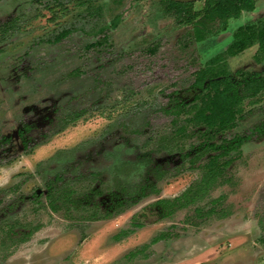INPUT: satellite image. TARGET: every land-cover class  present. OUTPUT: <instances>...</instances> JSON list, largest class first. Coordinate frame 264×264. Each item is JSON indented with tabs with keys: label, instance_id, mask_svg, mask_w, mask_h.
<instances>
[{
	"label": "rangeland",
	"instance_id": "1",
	"mask_svg": "<svg viewBox=\"0 0 264 264\" xmlns=\"http://www.w3.org/2000/svg\"><path fill=\"white\" fill-rule=\"evenodd\" d=\"M91 1L88 8L75 0H0V197L17 187L5 202L19 199L16 211L0 220V231L11 224L22 236L38 227L13 247L0 244V264H264V132H255L264 122V92L245 102L244 117L227 133L251 134L232 153L227 181L170 217L156 204L200 179L208 156L198 158L195 150L203 129L157 149L171 121L160 108L174 92L183 101L194 97L189 84L198 65L225 51L239 26L261 25L264 0L230 20L226 31L187 45L179 42L187 29L165 15L158 0ZM117 15L108 45L87 47ZM63 30H69L63 40L50 42ZM257 54L255 44L227 58L234 79L264 76V57L257 61ZM73 112L81 118L64 127L61 116ZM148 149H154L151 157H143ZM153 165L160 170L148 177ZM56 174L78 191L99 180L102 190L117 191L151 178L158 192L111 218L91 220L49 208L46 183ZM197 206H216L222 216H199ZM121 231L131 233L117 241ZM160 233L167 237L151 243Z\"/></svg>",
	"mask_w": 264,
	"mask_h": 264
},
{
	"label": "trees",
	"instance_id": "2",
	"mask_svg": "<svg viewBox=\"0 0 264 264\" xmlns=\"http://www.w3.org/2000/svg\"><path fill=\"white\" fill-rule=\"evenodd\" d=\"M79 5L90 7L91 0H75ZM145 1V0H137ZM165 15L172 17L176 24L185 27L184 38L179 42L187 45L189 42L200 43L208 36L226 31L229 21L238 19L244 12H252L256 8L257 0H197L192 2H178L173 0H158ZM202 3L197 8V3ZM120 21L117 15L110 23L98 29L100 38L87 47L100 50L109 42V31L116 28ZM69 34V30L58 33L50 42L59 43ZM258 45V54L255 59L260 61L258 55L264 57V22L261 25L248 22L239 26L232 35V40L225 51L216 54L206 61L192 74L189 89L196 91L190 101H183L174 92L168 96V103L160 108V111L171 117L169 133L158 139L157 149L172 142L182 141L191 135L190 130L196 129L203 136V141L195 148L197 156H207L206 162L200 166L201 176L196 182L190 184L180 195L174 198L159 199L156 204L160 208L163 217H170L176 211L190 206L199 205L206 199L210 192L227 181L225 174L233 162L232 153L238 152L242 145L247 142L251 134L227 133L235 129L240 118L244 117V104L246 101L256 102L264 92V76L259 73H241L240 79L233 78L228 70L227 58L236 57L245 50ZM157 46L149 48L151 54H155ZM82 116L80 112L63 115L64 127L76 122ZM264 132V122L255 128V132ZM140 134V131L137 132ZM222 134L221 142L214 141L217 135ZM153 137L148 138L145 146H148ZM25 149L30 146L25 144ZM159 147V148H158ZM154 149L142 152L143 157H151ZM196 152V153H197ZM188 157V154L186 155ZM194 162V161H192ZM160 170L158 166H151L148 177ZM96 176V175H94ZM147 177V178H148ZM159 177V176H158ZM99 180L98 183H102ZM62 174H56L53 179L46 183L47 201L53 212L64 211L65 213H80L88 219H107L124 212L126 209L138 203L150 193H157L154 183L146 179L143 183L123 186L117 191L102 190V184L90 186L87 190L78 191L74 187L64 186ZM17 187L5 191L0 197V220L13 213L19 206V199L5 202L9 194L17 191ZM38 196L37 192L33 193ZM216 205L218 200H211ZM216 206L208 210L197 206V214H219ZM222 216V214H219ZM262 220V219H261ZM261 220L259 222H261ZM142 227L141 224H136ZM14 226L6 224L0 231V244H8L13 247L19 242L26 241L35 227L29 232L18 236L13 231ZM131 231H121L115 236L119 241ZM167 234L160 233L155 236L151 243L165 239ZM134 254V253H131Z\"/></svg>",
	"mask_w": 264,
	"mask_h": 264
},
{
	"label": "flooded vegetation",
	"instance_id": "3",
	"mask_svg": "<svg viewBox=\"0 0 264 264\" xmlns=\"http://www.w3.org/2000/svg\"><path fill=\"white\" fill-rule=\"evenodd\" d=\"M257 4V3H256ZM256 9V8H255ZM253 12V11H252ZM242 16V15H241ZM239 19V18H238ZM248 23V22H247ZM246 24V23H245ZM244 25V24H243ZM255 73H258V72H255ZM260 74V73H259ZM26 133H27V128L26 127H22L20 130H19V136L22 138L23 140V146L25 144H28L29 145V142L27 141V136H26ZM25 148V146H24Z\"/></svg>",
	"mask_w": 264,
	"mask_h": 264
},
{
	"label": "water",
	"instance_id": "4",
	"mask_svg": "<svg viewBox=\"0 0 264 264\" xmlns=\"http://www.w3.org/2000/svg\"><path fill=\"white\" fill-rule=\"evenodd\" d=\"M173 1H178V2H192V1H197V0H173Z\"/></svg>",
	"mask_w": 264,
	"mask_h": 264
},
{
	"label": "clouds",
	"instance_id": "5",
	"mask_svg": "<svg viewBox=\"0 0 264 264\" xmlns=\"http://www.w3.org/2000/svg\"><path fill=\"white\" fill-rule=\"evenodd\" d=\"M5 183H7V182H5ZM3 186H5V185H0V187H3Z\"/></svg>",
	"mask_w": 264,
	"mask_h": 264
}]
</instances>
